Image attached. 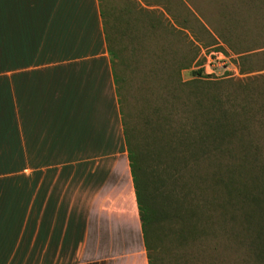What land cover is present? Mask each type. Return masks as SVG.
Here are the masks:
<instances>
[{
  "label": "crops",
  "instance_id": "crops-1",
  "mask_svg": "<svg viewBox=\"0 0 264 264\" xmlns=\"http://www.w3.org/2000/svg\"><path fill=\"white\" fill-rule=\"evenodd\" d=\"M146 2L0 0V264H148L106 42Z\"/></svg>",
  "mask_w": 264,
  "mask_h": 264
},
{
  "label": "trees",
  "instance_id": "trees-1",
  "mask_svg": "<svg viewBox=\"0 0 264 264\" xmlns=\"http://www.w3.org/2000/svg\"><path fill=\"white\" fill-rule=\"evenodd\" d=\"M107 51L113 70L108 45ZM202 73L187 83L184 129L171 132L165 118L157 145L147 137L139 151L128 143L113 72L148 264L168 255L172 241L188 246L218 236L234 253L233 261L218 264H264V131L254 130L264 128L257 119L264 116V95L240 84L230 97L225 89L235 83L208 82ZM163 149L166 164H156Z\"/></svg>",
  "mask_w": 264,
  "mask_h": 264
},
{
  "label": "rangeland",
  "instance_id": "rangeland-1",
  "mask_svg": "<svg viewBox=\"0 0 264 264\" xmlns=\"http://www.w3.org/2000/svg\"><path fill=\"white\" fill-rule=\"evenodd\" d=\"M146 1L170 6L172 22L157 23V18L147 23L149 18L141 12L139 25L133 26L136 29L125 33L123 25L114 34L115 40L107 43L113 51V72L131 149H141L147 137L156 142L163 136L156 129H165V118L171 132L184 129V94L199 68L207 76L199 78L205 81L235 83L228 85L229 92L225 89L230 97L240 84L264 95V0ZM251 79L255 81L251 83ZM257 119L264 120V116ZM158 144L164 146L165 142ZM157 154L156 164H166L161 160L164 149ZM220 243L219 236L215 241L194 240L188 246L172 241L167 244L168 255L163 254L158 264L233 261V250Z\"/></svg>",
  "mask_w": 264,
  "mask_h": 264
},
{
  "label": "built area",
  "instance_id": "built-area-1",
  "mask_svg": "<svg viewBox=\"0 0 264 264\" xmlns=\"http://www.w3.org/2000/svg\"><path fill=\"white\" fill-rule=\"evenodd\" d=\"M218 56H219L220 58L224 59V58H223V55H222L220 52H218ZM207 64H208V62H207ZM207 64H206V65H207Z\"/></svg>",
  "mask_w": 264,
  "mask_h": 264
}]
</instances>
